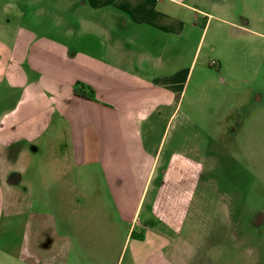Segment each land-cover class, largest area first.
Masks as SVG:
<instances>
[{
  "label": "crops",
  "instance_id": "obj_1",
  "mask_svg": "<svg viewBox=\"0 0 264 264\" xmlns=\"http://www.w3.org/2000/svg\"><path fill=\"white\" fill-rule=\"evenodd\" d=\"M22 1L0 40V226L21 194L39 233L22 261L118 264L128 246L132 264H264V189L235 186L233 150L211 157L189 121L156 135L203 81L196 2Z\"/></svg>",
  "mask_w": 264,
  "mask_h": 264
},
{
  "label": "rangeland",
  "instance_id": "obj_2",
  "mask_svg": "<svg viewBox=\"0 0 264 264\" xmlns=\"http://www.w3.org/2000/svg\"><path fill=\"white\" fill-rule=\"evenodd\" d=\"M187 2H196L197 35L192 40L199 43V49L194 66L195 74L202 67L203 81L192 79L182 104L183 110L175 118L170 121L168 115L160 118L155 130L157 138L165 128L170 131V138L171 128L173 130L180 123L189 121L211 149V157L217 141L226 143L237 155L231 158L230 164L233 165H229L233 167L236 187L247 182L264 189V0ZM23 3L22 0H0L1 41L9 42L14 32L22 29L23 12L27 10ZM45 4L53 7L52 2ZM189 58L192 60L193 52ZM213 61L218 65L209 69L208 63ZM194 84L201 90L197 91V97L191 92L195 89ZM186 111L189 112L186 114L188 118H183ZM17 196L19 202L14 209L12 224L6 225L4 218L0 226V264H28L19 257L23 234L32 233L31 248L39 236L36 224L27 225V213H32V208L28 210L25 200L26 209H23L22 195ZM29 196L35 197L36 194ZM43 233V239L50 235L48 231ZM126 248L118 264H132L130 248ZM32 262L36 264V261Z\"/></svg>",
  "mask_w": 264,
  "mask_h": 264
},
{
  "label": "trees",
  "instance_id": "obj_3",
  "mask_svg": "<svg viewBox=\"0 0 264 264\" xmlns=\"http://www.w3.org/2000/svg\"><path fill=\"white\" fill-rule=\"evenodd\" d=\"M84 88L85 87L81 85V83H76L74 87V94L87 99H95L94 91L90 87H86L87 91Z\"/></svg>",
  "mask_w": 264,
  "mask_h": 264
}]
</instances>
